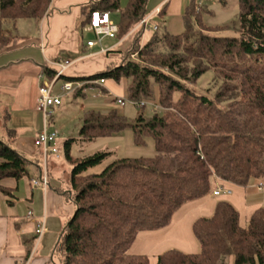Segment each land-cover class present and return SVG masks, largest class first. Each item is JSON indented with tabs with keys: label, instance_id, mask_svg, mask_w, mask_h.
<instances>
[{
	"label": "trees",
	"instance_id": "1",
	"mask_svg": "<svg viewBox=\"0 0 264 264\" xmlns=\"http://www.w3.org/2000/svg\"><path fill=\"white\" fill-rule=\"evenodd\" d=\"M148 1L129 0L125 9L121 0L92 2L84 27L93 12L110 13L113 19L119 13L115 21L121 41L148 15ZM195 2L190 0L184 9V33L155 37L138 53L142 32H135L120 65L85 78H65L84 83L76 97H85L90 88L106 90L98 82L129 80L131 101L150 102L161 110L140 116L134 124L117 112H88L80 129L81 140L92 142L131 127L137 143L155 139L152 158L116 159L102 172L88 174L113 154L74 158L73 139L65 142L66 159L73 167L70 200L76 210L56 248L61 264H150L147 256L130 254L140 233L169 226L181 207L209 195L217 180L240 187L264 180V0H238V37L218 35L228 28L203 25V9ZM52 3L0 0V27L41 20ZM10 40L1 27L0 55L10 48ZM211 68L222 82L214 99L192 90ZM44 72L53 78V70L46 67ZM224 102H230L227 110L219 107ZM28 166L24 155L0 139V193L5 198H15V191L3 183L28 177ZM193 233L199 253L170 250L158 257V264H222L229 256L234 264H264V208L242 227L239 212L221 201L211 218L195 221ZM23 241L30 256L36 237L23 236Z\"/></svg>",
	"mask_w": 264,
	"mask_h": 264
},
{
	"label": "crops",
	"instance_id": "2",
	"mask_svg": "<svg viewBox=\"0 0 264 264\" xmlns=\"http://www.w3.org/2000/svg\"><path fill=\"white\" fill-rule=\"evenodd\" d=\"M96 1L99 0H53L47 18L37 21L41 23L40 39L35 38L25 43H17L16 39L21 37L16 36L12 40L16 42L13 49L10 47L0 55V107L4 108L0 128L17 139L18 146L11 147L29 161L28 177L18 182L8 180L6 184L3 183L6 187L14 189L15 198L10 200L0 193V264H61V258L55 259L58 254L56 248L61 234L75 213L76 206L70 200V176L69 185L66 187L61 186V179H55V177H59L58 172H61L58 165L60 158L56 159L52 156L49 158L50 177L47 191L32 186V180L40 177L43 155L42 150L34 144L35 137L43 127V117L37 111L38 77L46 67L55 71V68L47 61L78 63L84 59L109 52L104 46L97 50L99 45L92 49L87 45L79 49L78 41H76L74 31L78 20L82 17L80 9L88 7L90 3ZM164 3L157 8L162 7ZM189 3L190 1H187L185 5L187 6ZM71 31L73 34H69ZM70 35H74L75 42L66 47L65 40ZM131 38L132 36H129L119 41L110 49L116 51ZM28 46L40 48L41 54L27 49ZM17 50L25 52H21L19 55L13 54ZM67 50H72L75 55L79 52L83 55L70 60L64 57ZM103 50L106 52L102 53ZM71 69L72 67L66 72V75L71 74L73 71ZM95 70H99V68H95ZM91 71L92 67L84 68L82 72L93 74L89 73ZM66 75L65 78H69ZM102 87L108 93L115 92L112 84ZM261 181L264 182V180ZM261 181L253 180L247 187H240L221 180L215 181L209 195L181 207L175 213L169 226L157 231L140 233L130 248V254L147 256L150 264H158V257L170 250L185 254L199 253L201 246L193 233L195 221L199 218H211L217 204L225 201L239 212L240 225L245 227L253 213L264 208V191H260L258 188ZM221 187L231 193L214 196V191ZM62 209H66L67 212ZM29 212L33 213L32 217L28 216ZM42 221L46 222L47 231L40 242L35 241L31 255L27 256L23 236L36 237L35 230ZM18 226L20 229L17 228Z\"/></svg>",
	"mask_w": 264,
	"mask_h": 264
},
{
	"label": "rangeland",
	"instance_id": "3",
	"mask_svg": "<svg viewBox=\"0 0 264 264\" xmlns=\"http://www.w3.org/2000/svg\"><path fill=\"white\" fill-rule=\"evenodd\" d=\"M166 1V3H164ZM190 0H149L146 6L147 14L150 15L160 4L164 9V13L156 17L152 24L158 26V31L148 30L145 34L141 31V47L138 53L142 50L143 45L152 40L155 37H163L165 35H180L186 31V23L183 17V11L185 4ZM129 0H121V7L125 9L128 5ZM203 12H202V23L205 26L211 28H228L225 32H219L218 35L227 37H238L239 33V5L238 0H198ZM82 17L78 20L74 33H76V41H78V48L86 46L90 41H98V38L93 32H84L83 21L87 18L88 9L87 6L81 7ZM46 14L41 20L47 18ZM119 13L114 14V20L119 18ZM39 20L23 19L16 22L3 23L1 27L5 30L7 38L11 39L10 42L20 36V39H16L17 43H25L35 38L40 39L41 37V23ZM192 25L194 29H198L199 25L195 17L192 18ZM0 27V28H1ZM135 32H138L137 27L128 34L124 39L132 36L131 39L124 45L120 46L116 51L117 53L102 54L93 58L84 59L72 66L71 74L66 75L69 78H85L90 75L100 73L109 66L116 67L121 64L122 58L126 55L127 50L133 45L135 39ZM69 34H73L71 31ZM66 36V35H65ZM74 35H70L65 40V45L71 46L74 44ZM62 40L60 39V42ZM16 42L12 41L10 47L13 49ZM119 41L117 39H104L102 44L99 45L97 50H100L102 46L111 51L112 47L117 45ZM121 45V44H120ZM111 48V49H110ZM23 49V48H22ZM27 49L34 50L41 54V49L36 46H28ZM21 50V49H20ZM17 50L13 54L19 55L21 52ZM25 50V49H23ZM32 51V52H34ZM81 52L77 55L72 50H67L64 57L73 60L80 57ZM137 55L132 56V60L137 58ZM92 67V71L84 74L83 69ZM99 68V70H95ZM78 69V70H77ZM95 70V71H94ZM80 73V74H78ZM79 75V76H77ZM87 75V76H85ZM108 82H98L100 86H107L112 84L114 91L108 93V91H101L100 88H90L86 91L85 97H76L77 88L73 93L62 95L57 86L55 93L61 95L63 99V105L56 109L55 116L51 125V129L57 131L59 139L57 146L59 149L60 162L59 167L61 172L59 177L55 179H61V186L66 187L69 185V176L72 170V165L67 161L65 154V142L73 139L71 148V155L74 158H82L92 156L97 153H112L113 156L106 160L102 165L91 169L88 174L100 173L103 169L112 163L116 159L122 158H152L156 155V142L153 137H145L143 143H137L135 141L134 132L131 127L124 131L111 136L97 138L92 142H83L80 137V129L82 127V121L86 113L96 112L102 115H108L112 112H117L118 115L124 117L129 123L134 124L140 116L144 115L145 118L151 116L153 113L148 108L146 111H142L138 106L134 105L128 96L129 80L123 79L120 83H116L112 80ZM62 80L61 83H64ZM81 87L84 86L83 82H79ZM107 83V84H105ZM222 82L215 76L214 69L211 68L198 83L192 87V90L201 96H207L210 99H214L221 88ZM101 95V96H100ZM115 97H121L126 101V106L121 107L115 102ZM230 106V102H224L219 105L223 110H227ZM4 108L0 107V122L3 120L2 113ZM161 110V109H160ZM159 110V111H160ZM0 139L10 146H18V141L13 135L5 133L0 128ZM56 173V174H58ZM8 180L4 182L6 184ZM13 181V180H10ZM62 211L67 212L66 209ZM60 254H56L55 259L59 260ZM222 264H234L232 256L227 257Z\"/></svg>",
	"mask_w": 264,
	"mask_h": 264
},
{
	"label": "built area",
	"instance_id": "4",
	"mask_svg": "<svg viewBox=\"0 0 264 264\" xmlns=\"http://www.w3.org/2000/svg\"><path fill=\"white\" fill-rule=\"evenodd\" d=\"M212 1V0H209ZM197 9L201 6L198 0H196ZM163 10L162 7L157 8L153 13L144 17L140 23L137 25V29L142 30L145 34L148 30L158 31V26H154L152 21L158 17ZM84 32H93L98 41L88 42V48H94L97 45H101L103 40L108 39H117L119 32L118 25L116 21L112 18L110 13L107 12H93L90 17L89 24L84 27ZM106 51L103 50L102 53ZM47 63L55 68L53 78H49L45 72H42L38 77L39 82V98L37 102V111L43 117V127L41 131L37 134L34 140V144L37 148L42 150V163L40 167V177L38 179L32 180V186L34 188H41L44 191H47L49 188V177H50V166L49 158L50 156L55 157L56 159L60 158L59 149L57 142L59 139V134L57 131L51 129L53 118L55 116V109L63 105V99L61 95H57L55 90L59 85V90L62 95L73 93L77 88L81 87L79 82H73L65 79L66 72L75 64V62L70 61H47ZM62 80H65L64 83H61ZM101 96V95H100ZM115 102L121 106H126V101L121 97H115ZM132 103L142 111L150 109L152 113L157 112L161 109L160 106L152 104L150 102L142 101ZM258 188L260 191H264V182H259ZM222 193L229 194L230 191L219 188L214 191V196H220ZM29 217L33 216L32 212L28 213ZM47 231V225L45 221H42L38 224L35 233L36 241L40 242L44 233Z\"/></svg>",
	"mask_w": 264,
	"mask_h": 264
}]
</instances>
